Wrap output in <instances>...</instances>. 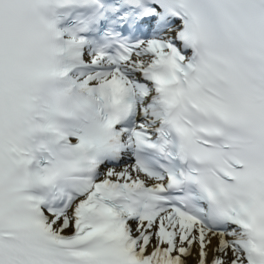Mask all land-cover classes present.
I'll list each match as a JSON object with an SVG mask.
<instances>
[{
	"label": "snow or ice",
	"instance_id": "6c2138e0",
	"mask_svg": "<svg viewBox=\"0 0 264 264\" xmlns=\"http://www.w3.org/2000/svg\"><path fill=\"white\" fill-rule=\"evenodd\" d=\"M0 264H264V0H0Z\"/></svg>",
	"mask_w": 264,
	"mask_h": 264
},
{
	"label": "bare ground",
	"instance_id": "6f19581e",
	"mask_svg": "<svg viewBox=\"0 0 264 264\" xmlns=\"http://www.w3.org/2000/svg\"><path fill=\"white\" fill-rule=\"evenodd\" d=\"M121 163H130V161H126V160H125V161H123V162H121ZM190 260H191V258H190Z\"/></svg>",
	"mask_w": 264,
	"mask_h": 264
}]
</instances>
